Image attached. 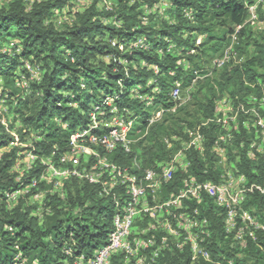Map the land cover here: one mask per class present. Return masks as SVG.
<instances>
[{
  "label": "trees",
  "instance_id": "obj_1",
  "mask_svg": "<svg viewBox=\"0 0 264 264\" xmlns=\"http://www.w3.org/2000/svg\"><path fill=\"white\" fill-rule=\"evenodd\" d=\"M0 1V97L5 107L0 113V264H14L17 253L28 263L87 264L107 243L116 207L100 195L98 185L66 179L63 196L45 192L41 205L31 194L49 190L44 182L11 205L6 198L40 172L36 166L18 181L16 162L30 151L43 157L54 152V159L65 153L69 136L89 122L91 111L107 96L119 111L129 110L130 136L136 138L131 152L118 148L113 161L124 165L136 158L142 168L153 167L175 150L165 138H185L186 130L200 127L203 151H190L188 171L201 181L218 180L212 149L222 130L201 123L213 118L220 97L246 103L248 95L264 87V29L255 34L247 23L248 6L256 0H90L81 9L76 0ZM160 2L166 4L161 13L153 10ZM65 9L72 17L58 24L54 19ZM257 13L264 22V8ZM234 34L242 62L215 68L213 61ZM139 39L144 48L135 46ZM26 63L38 71L37 78H31ZM22 76L26 87L18 84ZM176 82L188 89L190 99L173 110L170 90ZM135 94L150 98L151 104ZM157 111H162L160 118L149 125ZM252 136L240 127L235 146ZM237 151L239 158L229 149V159L249 183L263 185L264 153L253 161L243 149ZM243 207L263 225L246 247L231 241L225 211L205 197L199 208L208 220L202 246L209 260H192L189 249L172 248L161 251L152 264H264V195L248 193Z\"/></svg>",
  "mask_w": 264,
  "mask_h": 264
},
{
  "label": "built area",
  "instance_id": "obj_2",
  "mask_svg": "<svg viewBox=\"0 0 264 264\" xmlns=\"http://www.w3.org/2000/svg\"><path fill=\"white\" fill-rule=\"evenodd\" d=\"M165 5L160 2L153 10L161 13ZM260 6L264 8V0H256L253 5L248 6L247 23L252 27L258 22L257 8ZM184 15L191 18L189 11H184ZM240 28L241 26H237L235 31ZM199 41L200 37L197 39ZM236 43L234 34L221 56L213 61L215 68L242 62L235 49ZM135 46L144 48V39H139ZM25 66L31 78L38 77L36 69H32L27 63ZM152 69L154 72L158 71L155 65ZM18 84L26 87L24 76ZM260 89V94L248 95L246 103L234 102L228 95L223 96L215 105L213 118L201 123V126L215 123L222 130L212 149L215 154L214 170H220L217 181L198 180L188 171L191 165L188 158L190 151H203L204 136L200 127L186 130L185 138H165V145L175 150L169 159L158 162L153 167L142 168L136 158L124 165L113 161L111 154L118 148L124 153H130L136 138L130 136L133 119L128 116L129 110L119 111L113 102L114 98L107 96L101 105L95 106L91 111L89 122L69 136V149L65 153L54 159V152L43 157L30 151L16 162L14 171L18 181L36 166L40 168V172L26 185L23 186L21 182L17 190L7 193V201L11 205L19 196L30 193L31 188L37 189L40 182L51 187L31 194L39 205L45 192L63 196V181L66 179L78 178L98 185L100 195L113 201L116 213L107 243L95 251L87 264H152L161 251L172 248L189 249L192 260L199 257L209 260V254L202 246L208 237V220L199 208L205 197L225 211L223 221L226 234L230 235L233 243L244 248L249 240H255L256 231L263 225L243 206L248 193L257 190L264 195V184L249 183L247 177L239 172L235 162L229 159L228 150L231 149L237 155V150L243 149L246 157L253 161L264 153V87ZM135 96L146 101V104H151L150 98L140 94ZM170 97L175 103L173 110L190 99L188 89L182 90L179 82L174 83ZM4 110L3 99L0 97V113ZM161 113L162 111H157L150 118L149 125L159 119ZM107 114L109 117L106 119ZM65 126L64 124L63 127ZM240 127L253 136L240 138L236 147L234 134L240 132ZM237 157L239 158L238 155ZM262 173L264 176V158ZM177 174H182L183 177L178 178ZM177 182L180 183L179 188L172 191ZM166 189L168 195L165 194ZM8 230L12 231L11 228ZM14 264L36 262L28 263L21 253H17ZM229 264L233 262L230 261Z\"/></svg>",
  "mask_w": 264,
  "mask_h": 264
},
{
  "label": "rangeland",
  "instance_id": "obj_3",
  "mask_svg": "<svg viewBox=\"0 0 264 264\" xmlns=\"http://www.w3.org/2000/svg\"><path fill=\"white\" fill-rule=\"evenodd\" d=\"M90 0H76L75 6L78 9H81L84 5H86L87 3H89ZM1 4V1H0ZM71 14L67 13V9H65V11L62 14H59L55 17L54 21H56L58 24L62 23L63 21H69V19H71ZM253 31L255 34L261 32L264 29V22L261 20H258V22L252 27ZM240 55V54H239ZM243 56L240 55V58ZM257 93V92H255ZM253 93V94H255ZM221 98V97H220Z\"/></svg>",
  "mask_w": 264,
  "mask_h": 264
}]
</instances>
